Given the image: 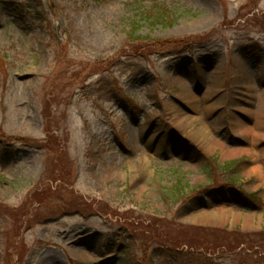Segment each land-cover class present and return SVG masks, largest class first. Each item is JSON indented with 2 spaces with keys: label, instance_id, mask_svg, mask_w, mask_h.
Segmentation results:
<instances>
[{
  "label": "rangeland",
  "instance_id": "1",
  "mask_svg": "<svg viewBox=\"0 0 264 264\" xmlns=\"http://www.w3.org/2000/svg\"><path fill=\"white\" fill-rule=\"evenodd\" d=\"M263 94L264 0H0V264H264Z\"/></svg>",
  "mask_w": 264,
  "mask_h": 264
},
{
  "label": "trees",
  "instance_id": "2",
  "mask_svg": "<svg viewBox=\"0 0 264 264\" xmlns=\"http://www.w3.org/2000/svg\"><path fill=\"white\" fill-rule=\"evenodd\" d=\"M145 14H146L148 19L152 20L153 23L162 24L163 22H166V23L169 22V21H167V18H168L167 14H170V11H168L167 8H165V7H160L159 6V7H156V10H153V11L149 9V10H147V12H145ZM134 33H135V31H134ZM134 33H132L130 35V39H133ZM135 40H137V39H135ZM1 138H5V137H1ZM50 138L54 139L55 137L51 136ZM46 148L49 151H52L49 145H47ZM228 164L233 166L234 163H228ZM225 168H227L225 170H229L228 165H225ZM244 197L247 200L256 202L258 205H261V202L256 198L255 195H244ZM178 229H180V230L178 231V236L177 237L179 238L180 235H182L183 237H186L188 239V237H189L188 233L190 232L191 228L180 227ZM164 237H166V236H164ZM238 238H239V241H238ZM251 239L257 240L258 244L260 246L264 247V245H263V243H264V228L259 233H243V232H241V231H239L237 229V230L234 231V237H233V240L235 242V246H231L228 243L230 239L227 236H225L224 238H221L222 241H220V245L224 243L226 245L225 247H227V249L229 251H235L239 246L248 244L249 241H251ZM173 241H176V240L174 239ZM165 242H167V241L165 240ZM188 242L190 243V241H188ZM184 246H189V245H188V243H185ZM178 247H176V248H178ZM192 248H194V247L191 246L190 249H192ZM171 250L172 249H169V250H167V252L171 251ZM177 250H179V249H177ZM204 250L206 252H210L211 249L207 248V249H204ZM236 255H238V254H236Z\"/></svg>",
  "mask_w": 264,
  "mask_h": 264
},
{
  "label": "bare ground",
  "instance_id": "3",
  "mask_svg": "<svg viewBox=\"0 0 264 264\" xmlns=\"http://www.w3.org/2000/svg\"><path fill=\"white\" fill-rule=\"evenodd\" d=\"M263 96H264V94H263ZM186 99L187 100H189V103L191 104V106H192V108H194L196 105H198V102H196V101H194L193 100V98L191 97V96H186ZM259 111H260V119H261V124L262 125H264V98H263V100H262V103H261V105H260V109H259ZM240 126V129L243 131V132H248L249 131V129H247V128H245V126H243V124L241 123V124H239ZM216 145H217V147H218V144L216 143ZM221 146V145H220ZM236 153H238L237 151H233V150H228V149H226L225 151H224V154L226 155V156H232V155H234V154H236Z\"/></svg>",
  "mask_w": 264,
  "mask_h": 264
},
{
  "label": "water",
  "instance_id": "4",
  "mask_svg": "<svg viewBox=\"0 0 264 264\" xmlns=\"http://www.w3.org/2000/svg\"><path fill=\"white\" fill-rule=\"evenodd\" d=\"M56 34H57L58 39L61 40V36H60V27H59L58 24L56 25Z\"/></svg>",
  "mask_w": 264,
  "mask_h": 264
}]
</instances>
